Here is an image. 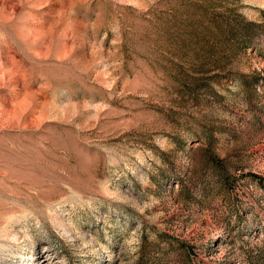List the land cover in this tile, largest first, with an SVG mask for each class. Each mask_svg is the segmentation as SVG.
I'll list each match as a JSON object with an SVG mask.
<instances>
[{
    "label": "rangeland",
    "instance_id": "1",
    "mask_svg": "<svg viewBox=\"0 0 264 264\" xmlns=\"http://www.w3.org/2000/svg\"><path fill=\"white\" fill-rule=\"evenodd\" d=\"M0 264H264V0H0Z\"/></svg>",
    "mask_w": 264,
    "mask_h": 264
}]
</instances>
